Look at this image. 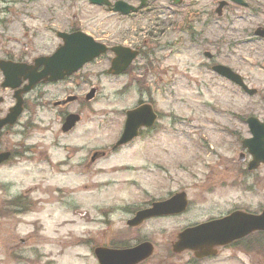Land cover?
<instances>
[{"label":"flooded vegetation","instance_id":"flooded-vegetation-1","mask_svg":"<svg viewBox=\"0 0 264 264\" xmlns=\"http://www.w3.org/2000/svg\"><path fill=\"white\" fill-rule=\"evenodd\" d=\"M160 1L101 0L97 5L88 0H0V176L13 172L36 180L34 189L1 203L0 229L13 239L4 249L0 244V254L10 264L43 256L39 246L29 243L36 233L15 234L26 213L39 216L48 208L65 215L77 203L72 193L107 188L117 192L115 202L108 208L99 204L98 215L85 222L97 229L82 238L93 264H264V162L260 154L256 162L242 146L252 137L249 119L264 126V104L242 118L244 137L228 126L220 129L224 147L213 142L215 137L200 136L202 129L198 133L185 116L158 105L162 96L178 95V66L186 59L204 73L221 65L238 74L217 62L216 49L224 41L217 39L215 28L228 33V42L231 37V51L264 42L259 35L264 0ZM256 19L261 24H253ZM84 37L98 45L99 55L60 79L50 78L52 57ZM156 80L160 86L154 85ZM107 82L113 85L114 104H105ZM123 133L132 137L118 145ZM169 137L173 154L162 164L106 168L121 154L156 153L162 159L160 151L167 155L170 143L161 150L155 144ZM159 169L163 176L153 175L161 179L157 184L150 175ZM169 169L178 175L170 178ZM130 170L133 178H111ZM143 176L146 184L137 180ZM73 178L84 181L72 185ZM166 203L165 210L151 211ZM113 215L117 227L109 231ZM35 219L30 225L42 223ZM153 224L177 227L154 231ZM180 238L183 249L174 253ZM136 250L133 259L129 251Z\"/></svg>","mask_w":264,"mask_h":264},{"label":"rangeland","instance_id":"rangeland-1","mask_svg":"<svg viewBox=\"0 0 264 264\" xmlns=\"http://www.w3.org/2000/svg\"><path fill=\"white\" fill-rule=\"evenodd\" d=\"M44 1L50 3L52 0ZM160 2L164 1L161 0ZM32 7L37 8V5L34 4ZM256 21H258V19L252 21V23L255 25L261 24L256 23ZM215 29L217 39L224 41L222 45L219 44L216 49L217 62L232 67L234 71L246 78V84H248L250 88L256 89L257 95L254 97L245 96L225 81L214 78L212 73H204L198 68L196 69L193 65L195 62L186 59L185 65L179 64L178 66V72L180 73V79L176 86L178 95L162 96L158 101V105L162 106L164 110L173 109L175 111L173 115L185 116L187 122H192L191 127L195 126L197 131L198 129H202L203 132L200 136L208 135L215 137L216 140L213 142H219L220 146L224 147L226 142L224 141V143H221L220 141L224 139L225 136L224 132L220 131V129L228 126V130H232L234 133H237L238 136L244 137V133L241 135L242 129L245 131L243 125L240 124L242 118H244L245 115L256 113L257 106L264 104V42H250L244 44L242 47L234 48V50L232 49V51L235 52L233 54L228 45L231 41V37L228 42V39H226L228 33L224 30L222 31L220 27H216ZM243 42L246 43L247 40ZM196 61L197 65L198 60ZM248 62H251V64ZM196 82L198 83L197 85ZM154 85L160 86V81H154ZM112 90L113 85L107 82L105 91V98L107 101L105 104H114L113 97L111 96ZM177 108L178 110L181 108L180 112L177 111ZM214 124L218 127L214 128ZM198 133L200 132L198 131ZM171 139L172 137H169L168 141L162 142L161 145L155 144V148L160 147L161 150L162 147L165 148L170 143L168 147L169 153H167V155L163 153V151H160L165 155L162 159L157 156L156 153L150 157H145L140 152L136 156L121 154V156L114 160V164L107 163L106 168L120 164H131L137 167H143L148 161H150V163L162 164L167 160V157L173 154L174 143L171 142ZM226 140L232 142L231 139ZM233 148V155L236 158L238 154V150H236L237 146L235 145ZM159 168L162 170L161 167ZM160 169L155 170V172L150 175L153 182L157 184L161 181L159 177L163 176ZM156 173L159 175L157 178L153 176ZM168 174L170 178H174L173 174L175 177L178 175L177 171H173L172 169H169ZM145 177L146 176L138 177L137 180L141 184H146L144 183ZM111 178L122 182L133 178V173H131V170L128 172L122 171ZM102 179L105 180V178ZM189 179L191 178L188 177L186 182H189ZM70 180L73 181V183L70 182L72 185H77L84 181L76 178ZM8 182H10V185H8ZM0 183L5 186L4 188H0V216L2 217H4V215L1 203H3L4 200L13 198L29 188L34 189V186H36L34 175H27L19 178V176L13 172L0 176ZM99 191L100 189H90V191H82L80 189L78 192L72 193V198H74L75 202L78 204L75 203L72 207L67 208L65 215L51 213L48 208L39 216L26 213L24 220L21 219V223L16 226L15 234H19V237H27L31 232L36 233L37 238L31 239L29 243L39 246L43 256H26L25 264H46L49 263L51 259L54 264H93L90 257V248L83 243L82 238H84L88 230L93 232L97 227H94L95 225L85 224V222L88 218H93L98 215L99 212L97 209L99 204L108 208V206H112L117 196L115 189H103L100 193ZM36 217H39L42 223L30 225V223L35 222ZM57 217L59 218L54 220ZM61 221L68 222L69 226L57 225V222ZM116 227L115 216L113 215V222H110L109 231H114ZM151 227L154 231H159L160 229L162 231L164 229L169 231L175 229L177 226L172 224L166 226L164 224H153ZM99 230H101L100 227ZM0 233L2 234H0V244L3 245L2 247L4 249L13 237H11L12 235H4L2 229H0ZM93 238L97 241L101 240L100 235H93ZM155 239L159 240V235L155 236ZM59 249H62L61 253L58 252ZM50 253L51 256H48ZM0 264H10V262L4 255L0 254Z\"/></svg>","mask_w":264,"mask_h":264},{"label":"water","instance_id":"water-1","mask_svg":"<svg viewBox=\"0 0 264 264\" xmlns=\"http://www.w3.org/2000/svg\"><path fill=\"white\" fill-rule=\"evenodd\" d=\"M95 1V0H91ZM74 51V52H73ZM98 55V48L96 45H93L91 40L86 39L84 43H71L68 47L64 46L60 49L53 57L54 62L51 63L53 65V69L49 70L48 75L52 78H59L61 77L60 68L65 67V71L67 74H70L72 71H75L78 67H80L83 63L89 61L92 57ZM58 59L65 60V63H58ZM57 60V63L56 61ZM68 62V63H67ZM213 72L217 75L233 82L234 84L238 85L247 95L251 96L255 92L249 91L245 88V86L241 83L240 78L233 74L229 69L217 66L214 67ZM251 132L253 134V139L249 142H243V147L253 146V150H250L251 154L253 155L254 159H259L258 155L260 154L261 160L264 161V127L263 126H250ZM180 243L174 246V249L179 251ZM99 252H97L98 257ZM107 254V253H105ZM112 255V253H108Z\"/></svg>","mask_w":264,"mask_h":264}]
</instances>
